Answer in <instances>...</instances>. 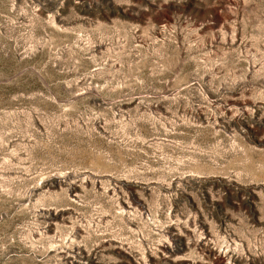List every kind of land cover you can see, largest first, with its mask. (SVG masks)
<instances>
[{
  "label": "rangeland",
  "instance_id": "obj_1",
  "mask_svg": "<svg viewBox=\"0 0 264 264\" xmlns=\"http://www.w3.org/2000/svg\"><path fill=\"white\" fill-rule=\"evenodd\" d=\"M0 264H264V0H0Z\"/></svg>",
  "mask_w": 264,
  "mask_h": 264
}]
</instances>
